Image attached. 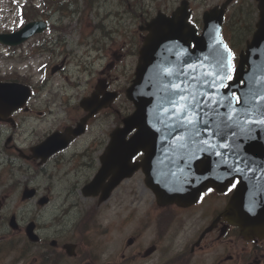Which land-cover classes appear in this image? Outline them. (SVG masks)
Instances as JSON below:
<instances>
[{
	"label": "water",
	"instance_id": "water-1",
	"mask_svg": "<svg viewBox=\"0 0 264 264\" xmlns=\"http://www.w3.org/2000/svg\"><path fill=\"white\" fill-rule=\"evenodd\" d=\"M259 1L257 30L226 87L232 70L231 53L220 33L226 3L206 12L202 35L188 21V1L171 17L159 13L147 26L150 32L128 89L136 111L112 134L116 141L111 145L122 177L131 173L127 165L132 157L145 152L139 165L162 204H190L207 187L223 189L239 176L226 213L246 236L259 232L264 222L263 212L262 222L260 214L251 221V188L258 183L264 188V123L257 122L264 120V0ZM44 27L41 21L29 23L18 33L0 35V40L18 44ZM30 95L25 85L0 81V119L8 120ZM119 180L116 176L114 184Z\"/></svg>",
	"mask_w": 264,
	"mask_h": 264
},
{
	"label": "rangeland",
	"instance_id": "rangeland-1",
	"mask_svg": "<svg viewBox=\"0 0 264 264\" xmlns=\"http://www.w3.org/2000/svg\"><path fill=\"white\" fill-rule=\"evenodd\" d=\"M26 1L0 0V32L19 25L21 20L18 17L19 10L15 2L22 5L21 3ZM181 1L93 0L90 3L89 0H76L82 10L73 18L65 17L63 19V25L67 27V31L55 29L53 32L54 40H57L62 34L66 41L65 45L61 47L59 43L56 53L51 54L46 51L43 55L41 52L37 57L20 60L17 56L7 52L8 50L0 43V80L27 82L37 91L36 96L29 103L31 111L23 110L15 114L18 123L16 127H11L0 121V264H32L33 259L37 256L35 252H32L33 250H30L29 256L25 260L21 259L20 255L23 249L31 247L25 233V226L30 220H35L40 224V230L44 236L57 238L61 235L64 238L79 240L75 233L76 224L80 221L82 214L86 218L91 212L88 221L93 223V214L96 215L97 210L99 211L97 218L100 222H105L106 227L102 225L100 237L95 230L87 229V238L83 242H78L81 247L86 248L85 253L98 259L96 263L106 264L114 261L115 264H166L168 259L173 260L175 254L172 253L170 256L168 254L171 245L167 236L162 238L160 248L157 247V250L151 255H144L151 236L149 233H143V227L138 217L147 218V207H143L137 212L130 210L126 216L123 214L126 194L124 186L132 183L130 191L140 195L139 191L146 188L141 174H137L126 183L124 182L104 207L98 209L94 199L84 198V201H81L83 206L63 215L61 210L67 207L68 203L65 202L67 191L70 188L81 187L92 171L78 168L75 166L77 161L74 159H65L60 162V166L62 165L69 175H61V168L58 169L60 166L51 162L47 165H50V168H47L48 171L42 172V168L34 163L22 161L16 155V150L12 147L9 148L8 145L13 146L12 143H18L22 148H28L33 142L43 139L51 130L61 128L65 124L64 122L72 121L71 118H68L69 115L76 114L81 117V112L68 110V106L74 105L75 109H78L76 104L83 96L94 90L98 79L102 77L101 74L97 77V73L102 70L105 74L118 76L119 79H114L115 89H120L122 92L124 88H127L138 61L135 52L141 47L145 36V32L140 30L141 24L150 21L158 11L171 14ZM223 1L225 0H190L193 9V22L202 24L204 11ZM246 1L252 2V0ZM246 1L238 0L233 3L228 13L229 15L236 14V17H232L235 26H233L230 36L235 40L234 43H237L239 51L245 46L248 32H243L245 27L243 23H236L239 16L237 8L241 7L243 3L247 5ZM94 10L98 12L96 13ZM254 18L258 20L256 13H254ZM99 24L104 27H99ZM106 34L108 35L106 36ZM99 39H102L100 43L97 41ZM118 49L128 55L125 57L128 61L127 59L125 62L122 59L113 58L114 51ZM90 50L96 51L91 52ZM28 51L29 47L25 46L23 52ZM31 52L33 53L34 49H31ZM37 53L38 51L33 54L37 55ZM94 55H102V58L97 59L94 63ZM66 58H68L67 62L64 61ZM112 60L118 64L117 67L115 64H112L111 67L107 66ZM45 62L49 66H46ZM62 63H65L66 69L51 74V67ZM44 80L47 82L43 83ZM113 103L114 105L108 109L110 118L106 127L92 126L91 132L95 134L87 137L93 138L96 133L100 134L103 146L109 139V130L111 132L116 126L121 125L122 118L134 110V106L127 100L125 93ZM9 136H12L14 141L11 140L7 143ZM19 139L23 141L20 142ZM66 160H69L71 165L63 163ZM28 184L37 186L44 195L51 192L52 203L42 207L38 205L37 199L23 200L22 191ZM146 195L151 201H154L151 191ZM63 197L65 201L58 208ZM77 197H80L79 193ZM131 203L135 206L139 205L138 200ZM154 206L157 208L155 204ZM157 211H159V217L163 219H159V222H165L168 227L172 220L171 214L159 208ZM14 214L20 224V228L17 230L9 224L10 218ZM148 221L151 222V219L148 218ZM167 227H163L162 232ZM135 235L137 236L134 243L136 249L127 242L130 236ZM206 243H209L207 237L202 244ZM193 247L194 244H191L188 248L191 253ZM126 249L127 253L125 254ZM195 249L202 253L197 246ZM136 250L137 258L131 260V255ZM206 252L208 250L204 249L203 254L207 255ZM121 256H128V258L122 259ZM64 264L76 263L69 259Z\"/></svg>",
	"mask_w": 264,
	"mask_h": 264
},
{
	"label": "flooded vegetation",
	"instance_id": "flooded-vegetation-1",
	"mask_svg": "<svg viewBox=\"0 0 264 264\" xmlns=\"http://www.w3.org/2000/svg\"><path fill=\"white\" fill-rule=\"evenodd\" d=\"M45 39L46 38L42 39L41 45H44L43 41ZM68 118H71L72 121L63 125L61 128H65L67 125H73V123H77L79 119L76 118V114L69 115ZM109 142L110 141L108 140L107 143L109 144ZM107 143L104 144V148H102V145L89 146L88 150L93 161L95 160V156L100 153V162L101 154L105 150ZM35 144H31L26 148V151L30 153V148ZM13 146L17 148L16 144ZM70 148L71 147L69 146L67 149L54 154L50 159L60 157ZM27 158L29 159V157ZM141 159L142 155H138L134 158L135 161ZM30 160L35 161L36 159ZM91 163V158L84 159L83 166L88 167ZM138 173H141V171H138L135 174ZM233 189L234 185L230 186L228 190L223 192L218 191L215 188H210L202 195L197 203L190 207L172 205L168 209V213L172 216V220L168 227L165 222H159V220H157L155 229L156 236L160 237L165 232L171 245L169 256L172 255V253L175 254L173 260L171 261L168 259V263L166 264H264V237H252L246 239L240 234L239 227L231 225L225 217H221L214 228L200 239V234L203 233L202 231L208 228L210 226L209 223L211 221L213 222L224 210ZM78 190V187L70 188L67 193L76 197L78 195ZM96 197L95 200L97 205L104 203L100 201V196ZM210 218L211 220L208 223ZM160 220L163 219L160 218ZM163 227H167L164 232H162ZM206 237L209 243L202 244ZM32 244H34L35 250L38 251L43 248V251H46V241H39ZM191 244H194L192 253L188 249ZM56 246H58L57 243ZM196 246L202 251V253L195 249ZM204 249L208 250V252H206L207 255L203 254Z\"/></svg>",
	"mask_w": 264,
	"mask_h": 264
},
{
	"label": "trees",
	"instance_id": "trees-1",
	"mask_svg": "<svg viewBox=\"0 0 264 264\" xmlns=\"http://www.w3.org/2000/svg\"><path fill=\"white\" fill-rule=\"evenodd\" d=\"M246 31L248 32L246 37H248L249 33L251 32V24H248V23L245 24L243 32H246Z\"/></svg>",
	"mask_w": 264,
	"mask_h": 264
},
{
	"label": "snow or ice",
	"instance_id": "snow-or-ice-1",
	"mask_svg": "<svg viewBox=\"0 0 264 264\" xmlns=\"http://www.w3.org/2000/svg\"><path fill=\"white\" fill-rule=\"evenodd\" d=\"M229 79H231V76L228 77ZM173 87L175 88H179V85H174ZM237 100H239V97H235ZM181 99H184V97H181ZM258 123H264V120H260V121H257Z\"/></svg>",
	"mask_w": 264,
	"mask_h": 264
}]
</instances>
